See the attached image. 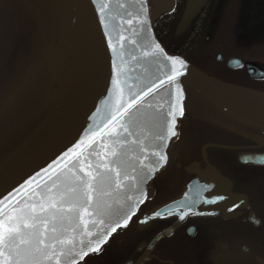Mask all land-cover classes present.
Masks as SVG:
<instances>
[{"label": "water", "instance_id": "1", "mask_svg": "<svg viewBox=\"0 0 264 264\" xmlns=\"http://www.w3.org/2000/svg\"><path fill=\"white\" fill-rule=\"evenodd\" d=\"M72 1L86 18V30L89 36L86 52L83 53L82 49L77 48L72 33L67 36L62 35L60 40L54 43L53 48L45 52L44 64L54 79L53 83L46 88L48 98H58L54 101V107L46 121L25 142L22 147L25 149L21 155L1 169L0 199L9 193L15 195L16 190L26 186V181L36 177L37 173L44 176L42 169L47 168L53 160L62 156L68 148L84 136L90 125L96 126L103 123L110 113L108 105L114 106L117 99L113 95L112 81L117 77L114 65L120 69L119 79L125 100L161 75L159 67L163 58L146 55L153 51V42L159 44L168 56L180 57L185 61L186 66L181 69L182 75L177 81L184 90L182 102L185 101L188 93L193 91L233 118L264 130L263 91L227 83L209 75L184 56L168 52L158 40L152 23L160 13L171 6L172 0H148L146 11L141 10L137 0H110L109 7L104 14L98 11V4L102 0H97V5L92 4L91 0ZM201 1L192 0L190 12L194 13ZM121 4L124 6L120 7ZM102 16L108 25L107 29L105 23L101 22ZM129 19H132L130 25L127 23ZM138 20H146V23H139ZM106 30L112 37L111 43L115 46L116 52L109 47V39L105 35ZM120 35L125 37L123 41H119ZM227 64L232 68L243 65L245 73L250 78H264V68L255 62L242 64L239 59L231 58ZM174 103H176L175 86H169L167 90L161 89L158 95L147 98V103L140 108L128 125L133 136L122 133L120 137L105 140V143L120 153L121 168L129 175L136 177L135 181H125L127 186L125 191H121L119 195L113 193L114 199L119 203L109 199V203L112 204L113 219L122 215L131 203L127 200L128 196L135 200L143 191L146 203L156 177L164 168L173 163L175 149L195 144L200 140V123L197 120L186 118L185 114L183 116L177 114L175 117V131L177 132L175 137L164 141L157 139L164 122L172 120L167 113L169 105ZM148 104L152 107H148ZM133 141H139V143ZM141 148L144 149L143 152ZM95 151H101L99 144ZM153 152L167 155V161H160L158 164L159 157L153 155ZM202 153L205 158L204 151ZM138 157L144 160L147 167L140 165ZM238 158L249 165H264V154L244 153L239 154ZM90 159L93 164L105 162L95 155ZM108 159L112 157L109 156ZM133 167L136 169L135 172L132 171ZM154 167H158L159 170L151 173L150 170ZM32 187H35V184ZM40 191H45V189L41 187ZM218 197H223V199H218ZM174 202L190 207L191 211L185 216L186 218L193 215L229 212L241 203L244 206L246 197L232 192L230 180L215 167L207 164L203 170L196 172L195 178L186 184L177 196L143 213L141 220L145 217L152 218L144 224L138 222L139 227L148 226L154 219L175 217L181 220L175 214L163 217L153 216L156 210L164 211L165 205L175 207ZM145 203L140 205L139 210L144 207ZM122 229H118L117 232ZM92 231L96 232L97 229H92ZM163 235L155 236L149 242L148 249ZM112 237H109L108 241ZM92 254L95 253H90L88 256ZM83 261H80V264ZM142 261L143 258H140L134 264H140Z\"/></svg>", "mask_w": 264, "mask_h": 264}, {"label": "flooded vegetation", "instance_id": "2", "mask_svg": "<svg viewBox=\"0 0 264 264\" xmlns=\"http://www.w3.org/2000/svg\"><path fill=\"white\" fill-rule=\"evenodd\" d=\"M223 1L226 0L217 1L220 7ZM191 2L172 0L171 6L153 21L154 32L165 47L172 43V50L181 51L182 46L187 50L195 46V41L201 44L209 41L213 21L209 20L210 11L206 10L216 0H202L194 13L190 12ZM239 3L243 7L245 0ZM238 48L235 46V51ZM230 58L239 59L242 64L255 62L264 68V57L257 62L234 52L224 61L222 51L214 55L216 62L224 61L225 68L235 70L228 67ZM237 69L243 70L248 86L264 90V79L250 78L243 65ZM184 106L186 116L200 122V141L190 150L176 151L173 163L154 180L148 200L128 227L81 264H134L140 258H143L140 264H264V195L261 194V191L264 193V165H249L238 158L244 153L264 154V130L231 117L192 92L187 95ZM207 164L230 180L232 192L246 197L244 206L241 203L229 212L193 215L183 220L154 219L148 226L139 227L137 217L178 195ZM226 166L262 173L255 180L236 178L223 170ZM160 234L164 235L148 249L149 242Z\"/></svg>", "mask_w": 264, "mask_h": 264}, {"label": "snow or ice", "instance_id": "3", "mask_svg": "<svg viewBox=\"0 0 264 264\" xmlns=\"http://www.w3.org/2000/svg\"><path fill=\"white\" fill-rule=\"evenodd\" d=\"M91 3L97 5V0H91ZM109 3L110 0H102L98 4V11L104 14ZM137 3L140 4L141 10H147L148 0H137ZM129 15L131 16V13ZM101 22L105 23L103 16ZM138 22L143 24L146 20ZM127 23L132 24V19ZM107 27L105 23V28ZM105 35L109 39V47L116 52L107 30ZM124 39L123 35L119 36V41ZM152 49L153 51L146 55L163 58L159 67L160 76L125 100L119 79L120 69L114 65L117 77L112 81L113 95L117 99L114 106L108 105L110 113L103 123L90 125L84 136L62 156L53 160L47 168L42 169L44 176L37 173L36 177L26 181V186L16 190L15 195L9 193L0 199V264H80L90 253L100 252L101 246L118 229L128 227L140 205L145 203L143 191L135 200L128 196L127 200L131 203L122 215L113 219L109 199L119 203L114 199L113 193L119 195L121 191H125V181H135L136 177L121 168L120 153L105 143V140L120 137L122 133L133 136L128 125L134 115L147 103L148 97L158 95L161 89L167 90L169 86H175L176 103L169 105L167 115L172 117V120L164 122L157 139L164 141L177 135L175 117L177 114H185L182 102L184 90L177 81L182 75L181 69L186 66L185 61L180 57L168 56L155 42ZM177 65L179 67H176ZM148 107L152 105L148 104ZM97 144L100 145L101 151H95ZM141 151L144 149L141 148ZM93 155L105 162L93 164L90 159ZM153 155L159 157L158 164L168 159L163 153L153 152ZM109 156L112 159H108ZM137 159L140 165L147 167L143 159ZM158 170V167H154L150 171L155 173ZM132 171H136L135 167ZM33 184L35 187H32ZM41 187L45 191H40ZM174 203L175 207L165 205L164 211L156 210L153 216L175 214L183 220L190 213V207ZM150 218L152 217L141 220L137 217V220L144 224ZM92 229L97 231L93 232Z\"/></svg>", "mask_w": 264, "mask_h": 264}, {"label": "rangeland", "instance_id": "4", "mask_svg": "<svg viewBox=\"0 0 264 264\" xmlns=\"http://www.w3.org/2000/svg\"><path fill=\"white\" fill-rule=\"evenodd\" d=\"M9 2L10 0L5 1L6 6ZM221 8L220 15L212 22L209 41L205 44L195 41V46L192 45L188 50L185 49L186 47L182 46V49L180 47V53L206 72L210 74L216 73L219 78L228 83L248 86V80L245 78L243 70H228L224 67V61L234 52L242 54L246 58L257 62L263 60L264 0H245V5L243 7L240 5L239 0H226L223 1L221 7H219V9ZM71 14L74 15L72 11ZM71 32V35H73L74 30L71 29ZM235 46L240 48L235 51ZM168 47L171 48V45ZM219 51L223 52L224 61L222 62H216L214 59V55ZM208 56L209 58L207 59ZM22 86L25 85L23 84ZM36 86L37 85H33V87L27 88V91L33 96L31 101L34 102V105L26 109L20 106V114L16 116V121L12 126L5 131H3L4 126L0 127V171L12 158L9 157L27 141L31 136V132L43 122L47 116L48 108L54 104V99L48 98L47 91L37 95V88V90L33 92ZM19 92L20 83L18 82L15 96H18ZM4 100L5 99L1 97L0 103ZM188 119L195 120L193 117H188ZM7 131H9L10 134H6ZM223 170L236 178L243 176L247 180H255V178L259 177L262 173L260 170L256 169L228 168L227 166L223 167ZM261 194L264 195L262 191Z\"/></svg>", "mask_w": 264, "mask_h": 264}, {"label": "trees", "instance_id": "5", "mask_svg": "<svg viewBox=\"0 0 264 264\" xmlns=\"http://www.w3.org/2000/svg\"><path fill=\"white\" fill-rule=\"evenodd\" d=\"M72 6L73 5H71L70 10ZM214 6L215 3H213L212 8L206 10L210 11V13L208 12L209 20H213L214 18ZM7 8L10 10L11 16L0 15L8 18L11 23L8 30L10 32L8 38H6L3 33H0V98L2 97L5 99L0 103V127L4 126L3 131L11 127L16 121V116L19 115L21 111L20 106L25 107L26 98L28 96L31 100L33 98L30 96L31 93L27 91V88L30 87L29 79L33 74L32 70L39 68L40 71H43L42 76H44V81L46 83L43 92H46L47 86L49 87L50 84L53 83L54 79H52V73L45 66L43 56L45 52L53 48L54 42L58 36L59 41L62 35L67 36L70 34L69 21L66 23L65 29L58 34L54 41L45 42L42 36V0H10ZM74 21L75 16H72L71 25ZM74 33V41L77 48L81 50L82 46L78 40L75 39ZM31 50L35 53V58L30 64L31 66L21 75L15 74L17 62L25 54L28 55ZM18 82L20 83V92L18 96H15ZM23 84L25 86H22ZM53 107L54 105H51L48 108L47 116L39 127L46 121Z\"/></svg>", "mask_w": 264, "mask_h": 264}, {"label": "bare ground", "instance_id": "6", "mask_svg": "<svg viewBox=\"0 0 264 264\" xmlns=\"http://www.w3.org/2000/svg\"><path fill=\"white\" fill-rule=\"evenodd\" d=\"M5 1L6 0H0V15L11 16V12L7 8ZM72 4H73L72 0H42V6H43V13L41 15V19L43 22L42 36L45 42L54 41L58 36V34L65 29L66 23L69 22L68 20L70 14L69 12L72 10V8L70 10ZM77 13H78L77 17H79V19L73 25L72 29L75 32L74 33L75 39H77L78 42L81 44L83 53H85L87 49L86 43H88V38H89V36L86 33L87 32L86 20H85V16L80 11H77ZM77 25H78V29H77ZM10 26H11L10 20L6 17L0 16V33H3V35L6 38L10 36V32L8 31ZM34 58H35V53H33V50H31L28 55L25 54L17 62L15 74L21 75L24 71H26L29 68V66H31L30 64L32 63ZM32 73L33 74L29 79L30 87L31 86L33 87V85H37L36 89H34L33 92H35L38 88L37 95L39 93L41 94L44 91V86L46 84L44 81V76H42L43 71H40V69L37 68L32 70ZM30 96L33 97L32 94ZM33 105L34 102H32L30 97L28 96L26 98V104L24 109L29 108L30 106ZM6 134H10V132L7 131ZM24 145L25 143L9 157L12 158L9 160L10 163L8 162V165L11 164L13 161H15L21 155V153L25 149L22 148ZM192 147L193 144H189L182 148H186L190 150ZM182 148H176L175 153L178 149H182Z\"/></svg>", "mask_w": 264, "mask_h": 264}]
</instances>
